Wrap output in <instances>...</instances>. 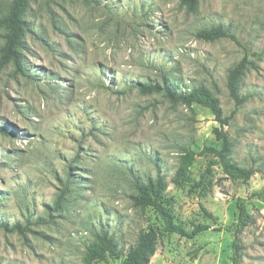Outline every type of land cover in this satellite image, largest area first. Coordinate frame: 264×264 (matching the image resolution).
Listing matches in <instances>:
<instances>
[{
    "label": "rangeland",
    "instance_id": "rangeland-1",
    "mask_svg": "<svg viewBox=\"0 0 264 264\" xmlns=\"http://www.w3.org/2000/svg\"><path fill=\"white\" fill-rule=\"evenodd\" d=\"M10 4L0 0V19ZM25 20L23 73L11 62L0 69V219L27 230L0 229V264H86L96 226L124 254L155 227L149 264H232L236 241L240 264H264V0H199L194 12L180 0H30ZM210 27L236 42L196 37ZM4 36L0 26V47ZM245 55L256 68L241 80L236 109L227 76ZM164 78L204 87L232 116L223 131L231 159L254 171L248 182L205 154L190 168L192 184L172 183L180 149L218 148L220 125L200 105L139 93L138 83ZM159 172L176 221L206 231L164 233L151 208L135 205L132 175ZM239 205L248 216L240 231Z\"/></svg>",
    "mask_w": 264,
    "mask_h": 264
},
{
    "label": "trees",
    "instance_id": "trees-1",
    "mask_svg": "<svg viewBox=\"0 0 264 264\" xmlns=\"http://www.w3.org/2000/svg\"><path fill=\"white\" fill-rule=\"evenodd\" d=\"M30 0H11V4L7 14L0 19V26L5 30L4 44L0 47V69L8 63H13L20 73H23L21 68L22 49L26 33L28 32V24L25 20V14L29 7ZM199 0H180V4L185 6L189 12L196 11ZM196 37L203 41H217L222 38H229L236 42L233 34L223 30L221 27H210L199 30ZM249 68H256V65L250 61L245 55L238 63L230 70L227 76V90L229 96L234 101L235 108H239L244 102L245 97L239 94V88L242 78ZM175 81V80H174ZM171 78H164L161 82H140L137 89L142 95L163 94L171 103H181L184 105L197 104L207 108L218 122L220 128H215L213 133L218 148L205 147L200 152H195L189 147L180 149V161L177 170L175 171L172 183L176 186H184L192 184L193 180L190 176V168L196 157L205 154H211L216 160L212 165L220 167L222 172L233 180H241L248 182L254 174L252 169H245L239 166L231 159L230 153L232 142L223 131V127L228 125L232 118L224 117L220 104L211 93L202 86H194L189 90H181ZM64 187L68 188L74 183L71 181L69 170H65ZM135 193L132 196L135 205L142 208H151L163 223V231L168 234H177L185 238H194L198 234L206 231L209 227L206 225H195L191 231H187L179 224L172 211L169 209L171 199L165 195L167 183L160 172L153 179L148 176L132 175V182ZM62 197V196H60ZM59 206V202L55 203ZM239 223L236 228L240 231L242 227L248 225V216L246 215L243 205L238 206ZM208 218L212 215L206 210H203ZM44 221V220H41ZM101 226V225H100ZM0 229L5 232H18L23 234L26 227L21 226L18 222L9 224L0 219ZM97 233L93 234V242L86 247L85 263L92 264L97 261L113 260V264H149L152 257L156 254L160 233L158 230L150 226L147 230L139 232L135 245L128 249L124 254L109 235L108 230L103 227H97ZM232 264H240L241 245L236 241L233 245ZM119 261V263H118Z\"/></svg>",
    "mask_w": 264,
    "mask_h": 264
}]
</instances>
